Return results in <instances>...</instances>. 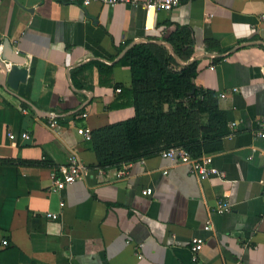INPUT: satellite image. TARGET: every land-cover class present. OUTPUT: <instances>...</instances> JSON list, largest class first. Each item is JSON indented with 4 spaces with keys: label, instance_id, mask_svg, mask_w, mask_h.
Instances as JSON below:
<instances>
[{
    "label": "crops",
    "instance_id": "obj_1",
    "mask_svg": "<svg viewBox=\"0 0 264 264\" xmlns=\"http://www.w3.org/2000/svg\"><path fill=\"white\" fill-rule=\"evenodd\" d=\"M181 26L194 36L196 86L216 94L228 126L238 124L207 154L221 176L200 180L158 153L124 163L120 179L122 165L100 175L78 129L132 118L122 97L131 70L119 61L143 43L172 54L164 39ZM0 45V240L9 242L0 244V264H199L196 239L204 243L200 264H264V0H188L150 19L129 5L1 0ZM3 57L29 71L25 84L9 85L14 64ZM72 151L90 173L52 192L51 173ZM223 199L232 210L218 214Z\"/></svg>",
    "mask_w": 264,
    "mask_h": 264
},
{
    "label": "trees",
    "instance_id": "obj_2",
    "mask_svg": "<svg viewBox=\"0 0 264 264\" xmlns=\"http://www.w3.org/2000/svg\"><path fill=\"white\" fill-rule=\"evenodd\" d=\"M164 41L181 63L156 43L135 45L119 61L131 70V88L122 97L135 114L91 131L95 168L120 166L175 146L199 158L218 151L222 138L231 134L216 94L195 84L200 65L191 29L181 26Z\"/></svg>",
    "mask_w": 264,
    "mask_h": 264
},
{
    "label": "built area",
    "instance_id": "obj_3",
    "mask_svg": "<svg viewBox=\"0 0 264 264\" xmlns=\"http://www.w3.org/2000/svg\"><path fill=\"white\" fill-rule=\"evenodd\" d=\"M1 1V0H0ZM70 4L80 5L82 7H88L92 3H100L104 6L114 8L118 5H129L133 7H143L146 10L147 18H153L158 12H171L178 8L184 1L188 0H67ZM148 26V24H147ZM0 49L2 46L0 45ZM9 64V63H8ZM12 67V66H11ZM121 92V89L118 90ZM222 98H225L226 95L222 94ZM88 115L84 114L83 117L86 118ZM54 119V118H53ZM238 124L233 122L229 124V129L231 134L229 137L233 136V131ZM51 127L55 130L59 129L55 119L51 122ZM78 134L82 136L85 141L90 142L92 139L91 130L87 128L78 129ZM9 139L13 142H16L18 136L14 133H9ZM258 136L264 139V119L261 123V130L258 133ZM23 141L31 140L29 133H22L19 137ZM163 159H167L178 164L187 165L190 167V172L198 177L200 180L208 179L215 176H221L219 170L214 166L213 156L212 155H203L199 158H194L190 152L182 146H175L168 149H165L159 153ZM111 168V167H107ZM107 168H96L100 175H105V169ZM122 168V169H121ZM127 166L122 164L114 174V177L117 179L122 178L126 174ZM90 173V169L81 161L76 151H72L68 159V164L61 168L59 171H52L51 180H52V192H60L64 190L67 186L73 185L78 181L83 180ZM167 173V172H165ZM152 189H145L142 191V195L146 197L152 196ZM264 195V192H263ZM65 204L61 203V207H64ZM232 204L227 200L223 199L219 201L216 207V213L226 214L231 212ZM47 218L54 221L60 219L59 214L47 213ZM2 246H8L9 242L7 240H0ZM144 248V245L141 244L138 246V258L142 259L141 250ZM204 248V243L202 240H194L191 246L192 260L195 263H201L200 252Z\"/></svg>",
    "mask_w": 264,
    "mask_h": 264
},
{
    "label": "water",
    "instance_id": "obj_4",
    "mask_svg": "<svg viewBox=\"0 0 264 264\" xmlns=\"http://www.w3.org/2000/svg\"><path fill=\"white\" fill-rule=\"evenodd\" d=\"M171 50H172V55L175 56L174 52H173V49H171ZM175 58L178 60V58L176 56H175ZM3 59H4V61L8 60V61H10V62H12L14 64V66H12V68L10 69L9 73L6 75V79L8 78L9 85L12 88L16 89V88H18L20 86V84H25L27 82L29 71L26 68L18 67V65L20 64V61L17 60V59H6L4 57H3ZM0 70H6V66H5L4 63H0ZM2 86L4 88L6 87L5 84H2Z\"/></svg>",
    "mask_w": 264,
    "mask_h": 264
}]
</instances>
